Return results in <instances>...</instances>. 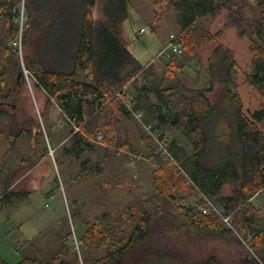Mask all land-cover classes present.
I'll use <instances>...</instances> for the list:
<instances>
[{"label":"trees","instance_id":"trees-1","mask_svg":"<svg viewBox=\"0 0 264 264\" xmlns=\"http://www.w3.org/2000/svg\"><path fill=\"white\" fill-rule=\"evenodd\" d=\"M160 2L174 8L177 14L181 30L175 41L182 47L181 54L157 58L161 66L157 59L143 63L130 48L125 25L130 18V0H0V87L5 88V82L18 79L19 75L23 77V62L18 52L21 37L25 66L47 96L43 118L50 116L51 105L55 103L65 114L66 124L69 125L68 119L75 118L81 126L80 134H72L73 129L68 131L75 146L81 141L94 146L92 138L104 132L106 150L125 153L130 160L131 154H140L125 130V120L132 115L115 94L140 74L143 81L140 86L134 82L133 89L137 87L135 91L139 95L154 97L151 105L157 121H152L154 127L178 133L169 141L172 153L200 189L233 215L236 231L218 215H204L199 207L201 200L190 203L186 195H197L196 190L162 161L155 152L154 140L143 133L146 158L153 166L152 199L138 206L121 205L113 218L103 212L94 221H86L80 237L83 249L103 247L107 253L97 258L86 256L84 261L125 264L127 253L153 235L155 218L173 215L169 207L174 206L183 217L184 226L234 238L240 244L243 242L237 233L251 239L253 250L247 253V264H261L260 259L264 263V226L255 224L258 210L249 201L264 188V130L261 127L264 103L255 111L245 110L240 93L234 92L237 86L231 88L232 73L238 62L223 43H218L213 51L217 63L212 58L209 60L207 83L199 86L198 76L194 83L187 82L192 76L187 67L199 58L201 48L222 36L220 30L212 32L204 19L225 10L228 20L238 28L239 36L250 39L253 69L246 82L264 100V0ZM22 15L25 19L21 32ZM136 102L139 107L138 99ZM24 132L34 147L44 136L40 128L35 133L28 129ZM189 144L194 152L188 150ZM42 151L34 162L49 158L48 146ZM227 184L231 186L229 195L223 194ZM10 195L8 191L3 198ZM154 205L153 211L148 210ZM136 208L138 216H135ZM82 209V205H76L72 216L79 215ZM70 237L71 231L62 234L60 248L49 260L21 253L18 263L7 262L0 255V264H76L80 258L76 248L68 243ZM68 250L73 258L65 256ZM214 261L210 258L201 264H215Z\"/></svg>","mask_w":264,"mask_h":264},{"label":"rangeland","instance_id":"rangeland-1","mask_svg":"<svg viewBox=\"0 0 264 264\" xmlns=\"http://www.w3.org/2000/svg\"><path fill=\"white\" fill-rule=\"evenodd\" d=\"M247 8L250 6L247 5ZM246 12L252 14L249 9ZM204 22L212 32L220 30L222 36L201 48L199 58L187 67L192 74L187 82L194 83V78L198 76L199 86L207 83L210 77L207 70L209 60L212 58L213 63H217L213 51L218 43H223L238 62V67L232 73L231 88L237 86L246 111L259 109L264 100L260 92L246 82L253 69L249 37L239 36L238 28L228 20L225 10L204 19ZM125 25L130 48L143 63L157 58L170 41L171 34L177 35L181 30L174 8L162 4L160 0H130V18ZM141 27L147 31L139 37L137 32ZM24 51L21 41L18 52L23 62V77L19 75L18 79L5 82V88L0 87V255L10 263L21 261V253L49 260L60 248L62 234L71 231L72 237L68 243L76 248L80 258L76 264H93L83 258L102 257L107 250L96 246L88 251L83 249L80 237L86 229V221H94L103 212L113 218L121 205L138 206L144 200L152 199L153 166L146 158L147 144L142 137L143 133H148L133 115L125 120L127 137L140 152L138 155L131 154L130 160L126 159L125 153L107 151L105 144L89 146L81 141L75 146L73 136L68 133L69 129H73L72 123L70 119L69 125L65 123V114L55 103L51 105L50 116L43 118L42 110L46 106L47 96L31 75L25 74ZM157 62L161 66L159 59ZM137 85L140 86L138 82ZM38 127L44 136L34 147L24 130L35 133ZM261 127L264 130V121ZM169 134L171 137L178 135L171 131ZM45 146L49 148V158L34 162ZM188 150L194 152L193 146L189 144ZM97 168L102 172L96 173ZM121 168H125L122 177L117 172ZM82 169L86 174L84 171L81 173ZM263 189L255 193L258 196L255 200L249 199L258 210L255 224L261 226H264ZM8 191L11 195L4 199L3 195ZM230 193L231 186L227 184L223 194ZM197 195H186V198L196 204ZM76 205H82L83 209L79 215L72 216ZM148 208L153 211L156 207ZM169 210L173 215L163 214L155 218L153 235L137 243L136 248L127 253L125 264H201L210 258H214L215 264H247V253L253 250L251 239L237 233L243 242L240 244L234 238L218 237L184 226V219L176 208L170 206ZM134 211L138 216V209ZM27 239L29 241L23 243ZM65 256L73 258V253L68 250ZM260 263L264 264L262 259Z\"/></svg>","mask_w":264,"mask_h":264},{"label":"built area","instance_id":"built-area-1","mask_svg":"<svg viewBox=\"0 0 264 264\" xmlns=\"http://www.w3.org/2000/svg\"><path fill=\"white\" fill-rule=\"evenodd\" d=\"M23 15L21 16V32L23 31ZM146 28L141 27L138 30L137 35L139 37H142L146 33ZM177 35L172 34L171 39L168 42V44L161 50L159 56L160 57H166L169 58L172 56V54L182 53V47L181 44L175 41ZM20 42V45H19ZM18 42L19 48L21 47V40ZM156 57L154 59H157ZM24 72L26 75L31 74L28 69H26L24 66ZM142 77L140 74H137L130 82H128L124 88H122L120 91H118L115 96L122 101V103L125 105L127 110L133 115V117L137 120V122L142 126V128L148 133V135L154 140L155 142V152L156 154L162 159L163 162L166 164L172 166L184 179L185 183L193 187L198 196L197 201L201 200L202 204L199 206L201 212L204 215L208 214H216L218 215L224 223L229 226L232 230H235L234 223H233V215L229 214L224 210L223 207L218 206L214 199L203 192L199 185L195 182V180L191 177L188 170L182 165V163L177 159V157L172 153L169 147V141L170 136L168 131H162L159 129H156L154 127V124L152 122H149L145 119L143 111L137 107V102L134 94L133 89V83L138 82L139 84L142 83ZM72 126H73V132L72 134H80L82 132L81 126L77 123V120L75 118L70 119ZM71 134V135H72ZM92 142L98 143V144H105V133L100 132L98 133L94 138H92ZM51 146V145H50ZM52 154H54V150L52 147H50ZM264 190V189H263ZM259 193V192H258ZM257 194V193H256ZM254 194V196L256 195ZM252 196L250 200H255L257 198L256 196ZM237 233V232H236ZM252 251V250H251Z\"/></svg>","mask_w":264,"mask_h":264},{"label":"crops","instance_id":"crops-1","mask_svg":"<svg viewBox=\"0 0 264 264\" xmlns=\"http://www.w3.org/2000/svg\"><path fill=\"white\" fill-rule=\"evenodd\" d=\"M174 34V33H172ZM171 34V35H172ZM152 60V59H151ZM137 99H138V104H139V107L142 109V111L144 112V115H145V118L149 121H155L154 119V113H152L151 111V105L155 102V99L153 96H145V95H139L137 94ZM105 169V168H104ZM122 171V172H121ZM125 171V168H121L120 169H117V172L118 173H121L119 176L122 177V173ZM96 173H101L102 170L101 169H98L95 171ZM117 172L115 173L117 175ZM23 204V201L22 203L20 204V207L21 205ZM15 212V211H14ZM28 240V239H27ZM27 240H23L25 242H27Z\"/></svg>","mask_w":264,"mask_h":264},{"label":"water","instance_id":"water-1","mask_svg":"<svg viewBox=\"0 0 264 264\" xmlns=\"http://www.w3.org/2000/svg\"><path fill=\"white\" fill-rule=\"evenodd\" d=\"M234 92L236 93V92H237V90H236V89H234Z\"/></svg>","mask_w":264,"mask_h":264},{"label":"bare ground","instance_id":"bare-ground-1","mask_svg":"<svg viewBox=\"0 0 264 264\" xmlns=\"http://www.w3.org/2000/svg\"><path fill=\"white\" fill-rule=\"evenodd\" d=\"M138 33V32H137ZM138 36V35H137ZM169 132V131H168ZM169 136H170V134H169ZM170 139H171V136H170Z\"/></svg>","mask_w":264,"mask_h":264}]
</instances>
